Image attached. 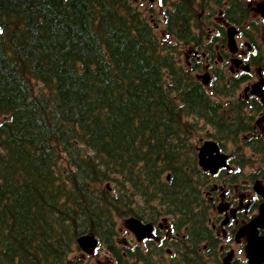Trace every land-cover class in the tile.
<instances>
[{
  "label": "trees",
  "instance_id": "obj_1",
  "mask_svg": "<svg viewBox=\"0 0 264 264\" xmlns=\"http://www.w3.org/2000/svg\"><path fill=\"white\" fill-rule=\"evenodd\" d=\"M162 1L175 45L134 0H0V264H75L83 234L144 263L118 248L127 216L172 220L177 264L220 263L194 138L212 126L224 147L253 131L235 98L244 78L213 86L225 108L177 45L224 46L219 21L248 13L241 0Z\"/></svg>",
  "mask_w": 264,
  "mask_h": 264
},
{
  "label": "flooded vegetation",
  "instance_id": "obj_2",
  "mask_svg": "<svg viewBox=\"0 0 264 264\" xmlns=\"http://www.w3.org/2000/svg\"><path fill=\"white\" fill-rule=\"evenodd\" d=\"M244 2L246 6L242 4L245 10H247L249 22L245 25L243 23L235 25V42L227 50H222L217 42H207L206 47L210 53L215 54L210 59V64L207 65V68L215 65L220 71V67L222 68L225 78H244V81L240 82V84L244 83V97L246 100L252 99L257 102V113L253 120L254 122L260 123L261 120H264V112L263 116L257 119L258 115L264 109V0H244ZM219 24L226 30V23L224 21H219ZM207 38L209 39V37ZM243 182V180L233 182L231 178L221 180L220 187L215 185L214 189L207 193L208 199L212 202L219 201L220 204H218L219 206L215 204L217 205L215 206L217 216L214 218V221L213 218L209 221L211 222L212 231L220 241V250H223L225 254L224 241L235 242L242 240V246L245 250L247 245L246 229L254 218V215H252L253 208L256 205L259 206L264 201V198H261L262 202L260 203L259 198L253 193H240V187L244 185ZM249 186H251L250 183ZM147 220L150 221L146 223L152 224L154 228V237L142 240L141 243L144 249L149 251L147 245L150 242L161 246L160 258L167 264L166 262H171L174 258L173 244L175 245V251L177 250L178 256L180 257V251L184 250L182 248L184 242L178 238V233H171L168 221L166 219H155L154 217ZM260 234L264 235V229L260 230ZM99 255L94 254L90 256L81 253L79 263L93 264V262H96V264H117L109 251L105 254L103 261L100 260ZM224 258V262L230 259L234 264L244 263V261L239 259V256L231 252L226 254ZM159 261L161 260L159 259ZM146 262L147 258H145L144 263L146 264Z\"/></svg>",
  "mask_w": 264,
  "mask_h": 264
},
{
  "label": "water",
  "instance_id": "obj_3",
  "mask_svg": "<svg viewBox=\"0 0 264 264\" xmlns=\"http://www.w3.org/2000/svg\"><path fill=\"white\" fill-rule=\"evenodd\" d=\"M217 150L213 142H207L201 148L199 155L200 164L206 170H211L213 173L217 170V167L222 165V157L212 155V152H217ZM206 155H210L209 158H206ZM131 221L133 223L132 228L140 240L145 236H150V226H143L136 220ZM256 227H264V205L261 207V215L254 221L249 231V246L247 250L250 264H261L264 261V238L258 237ZM79 242L80 246L89 254L93 253L98 244V241L94 237L87 235L80 237Z\"/></svg>",
  "mask_w": 264,
  "mask_h": 264
},
{
  "label": "rangeland",
  "instance_id": "obj_4",
  "mask_svg": "<svg viewBox=\"0 0 264 264\" xmlns=\"http://www.w3.org/2000/svg\"><path fill=\"white\" fill-rule=\"evenodd\" d=\"M134 1L139 3V5H140L141 9L143 10V12L145 13V15L147 17H149L152 20V22L157 25L156 33H158L161 37H164L165 36L164 21H163L164 13H163L162 7L159 4V0H134ZM150 8L153 9L152 12H151ZM202 64L204 66L206 63L203 62ZM254 77H256V76L254 75ZM239 94H242L244 97V85H242V88L240 89ZM263 112H264V109L258 115L257 119H260L263 116ZM263 123H264V120H261L260 123H257L256 125H258L259 128H262ZM202 137H204V136H202ZM227 148L229 150H231L234 148V146L228 145ZM261 183H262V185H264L263 180ZM244 184H246V182H244ZM248 189H250V187ZM207 192H208V190H207ZM240 193L252 194L253 192H252V189H250V190H240ZM215 204L218 205L219 201L213 202V204H212L213 208L212 209H215V206H217ZM211 216H212L213 221H214V218L217 216L216 210H213L211 212ZM117 229H118V238H119L120 243L125 242L127 239H129L131 237L130 232L127 228V225L125 223V219H121L120 217L117 219ZM241 241L242 240L235 241V242L224 241L223 245L225 247L224 249L226 251V254L231 252L234 255L239 256V259H241L242 261L245 262L246 261V260H244L245 251H244V248L242 246ZM76 254L81 257V254L78 251ZM98 254H100L99 255L100 260L103 261L105 254H107L106 248L104 246H102V248L98 250ZM93 264H96V262H93Z\"/></svg>",
  "mask_w": 264,
  "mask_h": 264
},
{
  "label": "bare ground",
  "instance_id": "obj_5",
  "mask_svg": "<svg viewBox=\"0 0 264 264\" xmlns=\"http://www.w3.org/2000/svg\"><path fill=\"white\" fill-rule=\"evenodd\" d=\"M214 110H215V108H214ZM212 113V112H211Z\"/></svg>",
  "mask_w": 264,
  "mask_h": 264
}]
</instances>
